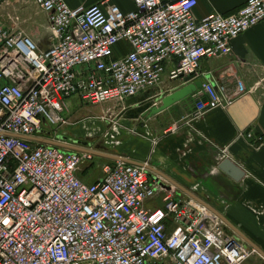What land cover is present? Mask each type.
<instances>
[{"label": "built area", "instance_id": "built-area-1", "mask_svg": "<svg viewBox=\"0 0 264 264\" xmlns=\"http://www.w3.org/2000/svg\"><path fill=\"white\" fill-rule=\"evenodd\" d=\"M131 1L124 14L35 0L51 27L45 51L0 23V264H244L259 254L209 204L154 178L149 163L117 156L99 182L78 177L86 155L59 136L72 98L124 110L161 84L170 62L171 80L193 81L203 59L231 54L264 21V0L202 19L198 0ZM122 43L130 50L116 58ZM193 98L199 119L235 95L205 82ZM158 196L163 206L148 208Z\"/></svg>", "mask_w": 264, "mask_h": 264}, {"label": "crops", "instance_id": "crops-1", "mask_svg": "<svg viewBox=\"0 0 264 264\" xmlns=\"http://www.w3.org/2000/svg\"><path fill=\"white\" fill-rule=\"evenodd\" d=\"M6 1L8 5L15 4ZM65 1L71 8L115 6L124 14L136 9L131 0ZM247 1L198 0L195 15L198 19L217 12L235 15ZM41 14L47 23V34L37 44L45 51L50 47L51 27L47 15ZM129 50L127 44H119L115 57L125 56ZM176 64V61L169 63L161 84L151 90L171 94L186 86L185 79L171 80L168 76ZM193 81L227 86L230 94L235 95L234 103L196 119L195 99L191 96L150 120L141 119L150 126L153 140L127 144L123 151L108 155L107 160L113 163L117 156H124L132 164L149 163L151 175L169 187H176L179 198L196 197L217 213L222 212L224 217L220 215L231 231L264 254V21L233 41L231 54L203 59ZM74 102L82 101L75 97L71 104ZM74 135L65 132L59 136L74 140L70 149L86 151L83 147L86 145L76 141ZM226 160L237 166L243 177L236 180L222 170L220 167ZM78 177L94 184L104 178V173L93 179L89 172L80 169ZM146 205L160 208L162 197Z\"/></svg>", "mask_w": 264, "mask_h": 264}, {"label": "rangeland", "instance_id": "rangeland-1", "mask_svg": "<svg viewBox=\"0 0 264 264\" xmlns=\"http://www.w3.org/2000/svg\"><path fill=\"white\" fill-rule=\"evenodd\" d=\"M6 3V0H0V23L15 33H22L31 38L35 44H39L43 36L47 34V23L34 1L17 0L15 4L10 5ZM72 101H75V97L69 101L70 112L63 114V117L69 121V125L64 126L65 129L61 133L63 135L65 132H74L75 140L81 142V145L91 144L90 147L83 146L86 151L82 153L86 157L81 169L89 172L93 179L101 177L104 168L112 164L107 160L110 158L108 155L123 151L127 144L130 146L135 141L153 140L150 126L142 123L141 118L137 120L140 122H133L136 119H131V112L115 109L112 103L91 106L82 102L71 104ZM44 128L47 131L56 129L50 123H45ZM192 192L198 195L195 189ZM245 264H264V260L256 254Z\"/></svg>", "mask_w": 264, "mask_h": 264}, {"label": "water", "instance_id": "water-1", "mask_svg": "<svg viewBox=\"0 0 264 264\" xmlns=\"http://www.w3.org/2000/svg\"><path fill=\"white\" fill-rule=\"evenodd\" d=\"M9 1L15 2V0ZM185 83L186 86L171 94H168V92L158 94L154 90H150L140 97L127 101L124 105V111L131 112V119L138 120L139 118H145L150 120L190 98L197 92V90H201L203 87L202 81L190 82V79L187 78L185 79ZM83 144L86 146L88 145V143ZM55 145L63 147L59 144ZM75 151H78V149H75ZM220 168L236 180H239L244 175L237 166L228 160H226ZM256 250L264 259V254L259 251V249Z\"/></svg>", "mask_w": 264, "mask_h": 264}]
</instances>
